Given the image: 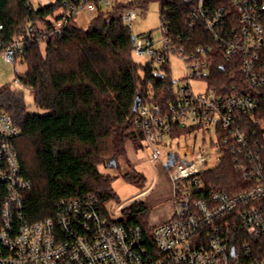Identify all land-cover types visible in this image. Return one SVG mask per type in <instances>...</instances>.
<instances>
[{
  "label": "built area",
  "instance_id": "2783aa9c",
  "mask_svg": "<svg viewBox=\"0 0 264 264\" xmlns=\"http://www.w3.org/2000/svg\"><path fill=\"white\" fill-rule=\"evenodd\" d=\"M97 1H77L67 15L83 13L91 21L99 5L111 9L129 2ZM136 10L123 15L130 30ZM168 11L159 12L160 40L135 36L133 52L156 66L176 56L186 70L187 85H174V100L166 108L141 105L135 120L149 161L168 171L173 218L152 227L148 239L140 227L119 225L89 203L61 204L55 219L31 221L24 200L31 185L14 143L19 130L11 115L0 111V264H264V116L256 96L264 89V0H195L187 30L202 29L209 43L192 49L184 33L171 31ZM25 45L26 38L16 37L1 56L14 68L15 88L33 94L17 70ZM219 56L233 60L243 84L231 94H216L208 85L206 94H195L191 81L205 80ZM170 155L175 161L167 167ZM226 156L240 183L232 193L206 192L202 174Z\"/></svg>",
  "mask_w": 264,
  "mask_h": 264
},
{
  "label": "trees",
  "instance_id": "16d2710c",
  "mask_svg": "<svg viewBox=\"0 0 264 264\" xmlns=\"http://www.w3.org/2000/svg\"><path fill=\"white\" fill-rule=\"evenodd\" d=\"M77 1L34 6L33 0H0V55L14 38H26L25 50L17 57V64L25 68L20 78L33 89L36 107L44 111L30 113L21 91L10 85L0 89V111L9 113L19 130L14 143L31 185L24 195L31 221L55 219L61 204L78 202L83 207L89 203L105 209L107 202L117 199L112 189L115 177L101 173L100 168H109L113 161L118 168L128 141L136 150L143 149L144 134L135 125L133 111L136 98H141L142 106L164 108L174 100L169 63L142 65L132 59L134 34L123 15L127 9L144 10L150 0L116 3L111 9L99 5L86 29L79 27L76 14L67 15ZM194 4L195 0L160 4V10H169L171 31L184 33L189 49L209 43L202 29L187 30ZM58 23L62 24L59 33ZM205 80L216 94H231L243 84V75L231 58L219 56ZM256 96L264 116V89ZM123 177L139 186L146 182L135 171ZM201 180L206 192L232 193L240 183L227 156L218 167L203 173ZM122 213L117 223L140 227L148 239L152 231L148 206L136 201Z\"/></svg>",
  "mask_w": 264,
  "mask_h": 264
},
{
  "label": "rangeland",
  "instance_id": "374dc122",
  "mask_svg": "<svg viewBox=\"0 0 264 264\" xmlns=\"http://www.w3.org/2000/svg\"><path fill=\"white\" fill-rule=\"evenodd\" d=\"M131 1H144V0H127ZM34 6H38V1L33 0ZM160 3L156 0H150L147 7L142 10H136V19L132 23V32L134 36H147L153 34L155 42H158L161 38L160 33ZM80 19V20H79ZM77 24L80 28L86 29L89 25V20L84 18V14H78L76 18ZM132 59L136 64L145 65L150 62L146 57H141L136 53H132ZM17 70L20 74H24L25 68L22 65L17 64ZM170 71L172 79L175 82V87H183L187 85V81L184 80L186 70L183 62L176 56H170ZM16 74L14 68L7 65L3 57L0 55V89L10 85L14 90H19L24 95L25 103L30 113L44 114V111L38 109L34 103L33 94L26 88L16 89L13 84ZM190 86L195 94H206L207 82L206 80H193ZM16 87V88H15ZM133 145V142L128 141L125 146L126 155L118 159V168H100V172L103 174L111 175L115 177L112 182V189L117 196V199L110 200L105 205V210L110 215L113 221H119L123 218L122 209L134 201L143 202L148 206V223L150 226H158L156 223L159 219L169 215L170 211L174 210V201L172 197V186L167 169L159 163H149L147 159L150 157L148 150L139 151L137 157V163L134 164V170L138 174H142L146 182L144 185L131 183L126 180L123 175L125 168L129 164V157L127 156V146ZM183 144V143H181ZM175 150V147H174ZM164 164H167L164 161ZM128 173V172H126ZM132 173V172H130Z\"/></svg>",
  "mask_w": 264,
  "mask_h": 264
},
{
  "label": "crops",
  "instance_id": "0c3cea01",
  "mask_svg": "<svg viewBox=\"0 0 264 264\" xmlns=\"http://www.w3.org/2000/svg\"><path fill=\"white\" fill-rule=\"evenodd\" d=\"M37 1H38V6L39 5L45 6V5L52 4V3L55 2V0H37ZM84 18L87 19V17L85 15H84ZM142 150L144 151L145 149L143 148L141 150H136L133 145L129 144L127 146V156L129 157V164L125 168V173L124 174H126V172H128V173L133 172L134 164L137 163V157H138L139 151H142ZM147 161L149 163H151L149 161V158L147 159ZM173 216H174V210L170 211L169 215L164 216L162 219H159V221H157L156 223H158V224L166 223L167 221L171 220L173 218Z\"/></svg>",
  "mask_w": 264,
  "mask_h": 264
},
{
  "label": "water",
  "instance_id": "95a60500",
  "mask_svg": "<svg viewBox=\"0 0 264 264\" xmlns=\"http://www.w3.org/2000/svg\"><path fill=\"white\" fill-rule=\"evenodd\" d=\"M134 41H135V36H132V42L134 43ZM140 106H141V98L138 96V97L136 98V100H135L134 107H133V111H134L135 113H137L138 110H139V108H140ZM174 161H175L174 156H173V155H170V159H169V161H168V163H167V167H170L171 165H173ZM109 167H114V169H116V167H117L116 162L113 161V162L109 165Z\"/></svg>",
  "mask_w": 264,
  "mask_h": 264
}]
</instances>
